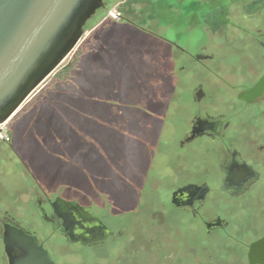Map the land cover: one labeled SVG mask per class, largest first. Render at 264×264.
<instances>
[{
	"label": "flooded vegetation",
	"instance_id": "flooded-vegetation-1",
	"mask_svg": "<svg viewBox=\"0 0 264 264\" xmlns=\"http://www.w3.org/2000/svg\"><path fill=\"white\" fill-rule=\"evenodd\" d=\"M130 3L134 19L119 13V27L160 56L144 69L162 72V88L176 89V112L179 95L189 99V109L176 113L181 136L165 128L169 98L164 112L143 114L155 123L131 139L130 165L117 146L118 173L121 161L131 168L114 179V188L126 180L127 189L113 207L115 228L94 217L86 200L46 191L37 201L42 219L68 243L100 254L113 241L115 264H264V90H255L264 78V0ZM2 223L18 225L0 216V232Z\"/></svg>",
	"mask_w": 264,
	"mask_h": 264
},
{
	"label": "rangeland",
	"instance_id": "rangeland-1",
	"mask_svg": "<svg viewBox=\"0 0 264 264\" xmlns=\"http://www.w3.org/2000/svg\"><path fill=\"white\" fill-rule=\"evenodd\" d=\"M130 1L104 0L108 10L102 8L88 21L72 54L0 130V216L13 219L28 234L35 232L58 264H115L116 244L107 241L100 254L68 243L42 219L37 206L42 193L86 200L94 217L115 228L113 207L122 199L117 196L127 192L126 180H120L122 188H114L117 146L124 145L120 155L130 165L131 139H141L155 123L143 114L164 112L170 98L165 128L179 139L180 130L173 128L176 113L189 109L188 97L181 94L183 106L176 112V89L171 94V88H162V72L144 69L160 63L159 53L149 54L134 32L113 18L120 13L133 21ZM171 76L176 81V73ZM153 155L162 157L159 150ZM119 167V176L131 168L123 161ZM128 235L124 231L120 241L127 242ZM140 260L143 263V257ZM0 264H7L1 234Z\"/></svg>",
	"mask_w": 264,
	"mask_h": 264
},
{
	"label": "water",
	"instance_id": "water-1",
	"mask_svg": "<svg viewBox=\"0 0 264 264\" xmlns=\"http://www.w3.org/2000/svg\"><path fill=\"white\" fill-rule=\"evenodd\" d=\"M104 0H0V127L60 68ZM264 90V78L255 88ZM7 264H55L18 225L2 223Z\"/></svg>",
	"mask_w": 264,
	"mask_h": 264
},
{
	"label": "built area",
	"instance_id": "built-area-1",
	"mask_svg": "<svg viewBox=\"0 0 264 264\" xmlns=\"http://www.w3.org/2000/svg\"><path fill=\"white\" fill-rule=\"evenodd\" d=\"M113 18L116 19V17H113ZM1 127H0V130H1ZM3 135H4V138H6L5 134H3ZM1 139H3V136H1ZM6 140H8V139L6 138Z\"/></svg>",
	"mask_w": 264,
	"mask_h": 264
}]
</instances>
